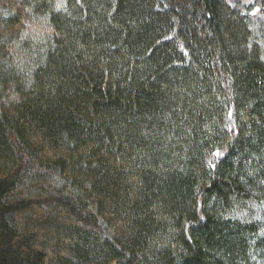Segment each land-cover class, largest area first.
<instances>
[{
    "label": "trees",
    "instance_id": "1",
    "mask_svg": "<svg viewBox=\"0 0 264 264\" xmlns=\"http://www.w3.org/2000/svg\"><path fill=\"white\" fill-rule=\"evenodd\" d=\"M0 264H264V0H0Z\"/></svg>",
    "mask_w": 264,
    "mask_h": 264
}]
</instances>
